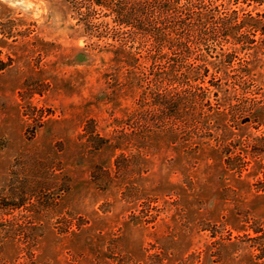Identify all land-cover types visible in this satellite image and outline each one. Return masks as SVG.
Returning <instances> with one entry per match:
<instances>
[{
  "label": "rangeland",
  "instance_id": "1",
  "mask_svg": "<svg viewBox=\"0 0 264 264\" xmlns=\"http://www.w3.org/2000/svg\"><path fill=\"white\" fill-rule=\"evenodd\" d=\"M80 1L0 0V264H264L255 178L238 180L215 148L183 153L169 135L142 153L141 123L110 97L116 52L143 47ZM120 131L123 151L94 150L95 133ZM121 152L122 174L103 187L97 168L115 175Z\"/></svg>",
  "mask_w": 264,
  "mask_h": 264
},
{
  "label": "trees",
  "instance_id": "2",
  "mask_svg": "<svg viewBox=\"0 0 264 264\" xmlns=\"http://www.w3.org/2000/svg\"><path fill=\"white\" fill-rule=\"evenodd\" d=\"M79 5L86 12L96 7L110 18L112 29L143 47L140 55L131 47L114 51L110 97L125 99L129 107L123 116L141 123L136 130L142 153L151 152L159 135H169L188 155L202 146L215 148L225 170L238 180L246 172L255 178L256 191H264V130L240 137L234 131L245 123L264 127L259 70L264 0H81ZM7 66L0 51V71ZM117 134L95 133L102 142L94 150L112 144L123 151L130 133ZM123 161L121 152L114 163L117 175L98 167L96 180L108 186L122 174Z\"/></svg>",
  "mask_w": 264,
  "mask_h": 264
}]
</instances>
